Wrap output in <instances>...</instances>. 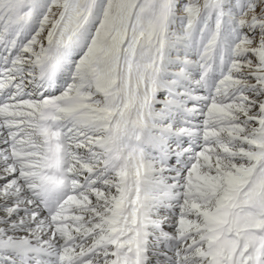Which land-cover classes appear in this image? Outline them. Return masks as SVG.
I'll return each mask as SVG.
<instances>
[{
    "label": "snow or ice",
    "instance_id": "1",
    "mask_svg": "<svg viewBox=\"0 0 264 264\" xmlns=\"http://www.w3.org/2000/svg\"><path fill=\"white\" fill-rule=\"evenodd\" d=\"M0 264H264V0H0Z\"/></svg>",
    "mask_w": 264,
    "mask_h": 264
}]
</instances>
